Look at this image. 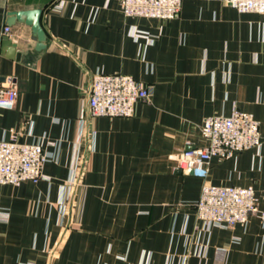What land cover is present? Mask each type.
<instances>
[{
	"label": "crops",
	"instance_id": "0c3cea01",
	"mask_svg": "<svg viewBox=\"0 0 264 264\" xmlns=\"http://www.w3.org/2000/svg\"><path fill=\"white\" fill-rule=\"evenodd\" d=\"M34 9L41 50L30 26L7 24ZM98 71L131 76L151 101L130 118H92ZM0 81L18 93L0 106V140H44L55 154L40 182L0 185V264H264V220L208 229L195 208L206 184L264 190V15L226 0H183L167 21L125 17L120 0H0ZM234 108L259 121L260 148L182 173L177 157L208 144L204 121Z\"/></svg>",
	"mask_w": 264,
	"mask_h": 264
},
{
	"label": "built area",
	"instance_id": "2783aa9c",
	"mask_svg": "<svg viewBox=\"0 0 264 264\" xmlns=\"http://www.w3.org/2000/svg\"><path fill=\"white\" fill-rule=\"evenodd\" d=\"M240 14L264 15V0H226ZM183 0H120L122 12L128 18L174 20L182 10ZM5 35L11 34L6 26ZM137 36H141L138 32ZM152 90L145 84L124 74L95 72L88 90L86 108L92 118H130L140 102H150ZM18 98L15 86L0 81V106L13 107ZM82 117V116H81ZM206 147H191L178 157V168L185 174H206L214 158L226 160L237 154L258 149L262 143L260 123L252 114L234 108L230 116H212L201 127ZM53 145L52 143H50ZM55 160L48 153L44 140L32 144L22 143L18 135L9 140H0V185L19 186L30 181L34 184L44 179L43 170L47 163ZM69 182L67 204L72 202V188L77 183L78 171ZM264 190L256 194L252 188L237 186L218 187L205 185L195 203L197 219L206 228H234L247 225L252 216L264 220ZM66 206V205H65ZM64 214H67L65 208ZM7 215H3L5 217ZM185 264V262H183Z\"/></svg>",
	"mask_w": 264,
	"mask_h": 264
},
{
	"label": "water",
	"instance_id": "95a60500",
	"mask_svg": "<svg viewBox=\"0 0 264 264\" xmlns=\"http://www.w3.org/2000/svg\"><path fill=\"white\" fill-rule=\"evenodd\" d=\"M43 12L42 9L10 12L8 13L7 19V24L9 26H14L17 22L30 26L34 34V39L38 42V50L44 49L47 39L46 32L42 26ZM16 46V43H14L8 36L4 38L3 49L11 52V58L14 57Z\"/></svg>",
	"mask_w": 264,
	"mask_h": 264
}]
</instances>
